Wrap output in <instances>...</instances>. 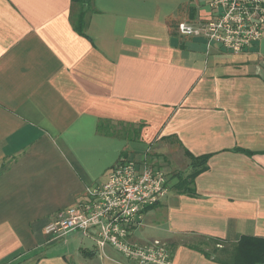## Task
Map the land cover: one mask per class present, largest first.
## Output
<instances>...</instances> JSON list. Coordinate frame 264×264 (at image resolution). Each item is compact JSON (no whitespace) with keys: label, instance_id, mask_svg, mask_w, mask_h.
Listing matches in <instances>:
<instances>
[{"label":"crops","instance_id":"crops-1","mask_svg":"<svg viewBox=\"0 0 264 264\" xmlns=\"http://www.w3.org/2000/svg\"><path fill=\"white\" fill-rule=\"evenodd\" d=\"M88 2L81 34L72 0H0V264H135L44 227L121 157L178 151L185 175V149L210 154L196 194L168 188L132 236L167 242L172 264H222L205 242L264 237V34L232 53L176 30L208 0Z\"/></svg>","mask_w":264,"mask_h":264},{"label":"built area","instance_id":"built-area-1","mask_svg":"<svg viewBox=\"0 0 264 264\" xmlns=\"http://www.w3.org/2000/svg\"><path fill=\"white\" fill-rule=\"evenodd\" d=\"M210 17L179 21L182 36L203 37L208 44L239 53L264 34V0H208ZM168 192L166 172L147 160L141 166L121 157L104 182L87 188V198L57 211L44 227L49 241L76 231L91 236L100 250L112 247L135 264H172V253L161 239L137 240L132 228L142 212Z\"/></svg>","mask_w":264,"mask_h":264},{"label":"trees","instance_id":"trees-1","mask_svg":"<svg viewBox=\"0 0 264 264\" xmlns=\"http://www.w3.org/2000/svg\"><path fill=\"white\" fill-rule=\"evenodd\" d=\"M88 3V0H72L73 6L77 7L76 11H74L75 7L73 8L71 14L72 23L74 29L81 34L84 33L86 5ZM247 153L249 152L247 151ZM185 155L189 159V172L185 175L178 172L173 173L167 180V186L188 196H194L196 194L194 179L199 173L208 168L207 160L210 154L193 155L185 149ZM213 241L215 245L208 251L201 249V252L208 258L211 256L210 254H214L215 258L213 259L222 264H264V237L242 235L233 243H226L225 240L220 238H215ZM222 244L230 245L231 249H222ZM218 245H221L222 248L219 249Z\"/></svg>","mask_w":264,"mask_h":264},{"label":"rangeland","instance_id":"rangeland-1","mask_svg":"<svg viewBox=\"0 0 264 264\" xmlns=\"http://www.w3.org/2000/svg\"><path fill=\"white\" fill-rule=\"evenodd\" d=\"M177 152L178 151H173L172 153H169L168 154V157L165 159V158H161L160 156L158 157V156H156V157H154L153 159H151L150 161L151 162H153V160H157V162H161V163H164V165H165V167L167 168V165H169V164H167V163H170V164H172V168L171 169H168L167 168V171L169 170L170 171V173H176V172H178V173H180V174H182V172H183V170H184V167H185V162H184V160L182 159V156L180 155V154H177ZM164 157V156H163ZM168 160V161H167ZM149 161V162H150ZM150 162V163H151ZM155 163V162H154ZM173 166H174V168H173ZM187 167V166H186ZM185 172V171H184ZM135 235H136V237H141V230H137L136 232H135ZM66 237V236H65ZM69 237V236H68ZM63 239V238H62ZM62 239H60V240H56V242H55V244H52V246H55V247H57V248H59L60 246H62L63 245V243H64V241H62ZM72 244V243H75V242H73V241H71V242H69V244ZM206 244H207V246L209 247V249L213 246V245H215V242L214 241H212V240H209V241H207L206 242ZM223 246V248L221 247V245H218V248L220 249V248H222V249H231L230 248V245H225V244H222ZM51 246V247H52Z\"/></svg>","mask_w":264,"mask_h":264}]
</instances>
